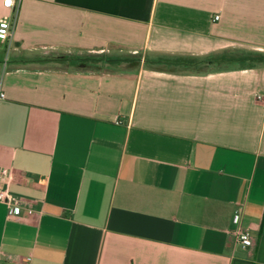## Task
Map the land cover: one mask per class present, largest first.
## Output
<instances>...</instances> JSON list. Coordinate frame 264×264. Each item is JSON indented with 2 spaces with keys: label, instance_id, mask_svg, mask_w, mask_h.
<instances>
[{
  "label": "crops",
  "instance_id": "0c3cea01",
  "mask_svg": "<svg viewBox=\"0 0 264 264\" xmlns=\"http://www.w3.org/2000/svg\"><path fill=\"white\" fill-rule=\"evenodd\" d=\"M15 2L0 264H264V0Z\"/></svg>",
  "mask_w": 264,
  "mask_h": 264
},
{
  "label": "built area",
  "instance_id": "2783aa9c",
  "mask_svg": "<svg viewBox=\"0 0 264 264\" xmlns=\"http://www.w3.org/2000/svg\"><path fill=\"white\" fill-rule=\"evenodd\" d=\"M4 5L9 8H13L16 6L15 0H4ZM216 20L220 19V16L217 15L215 17ZM16 19L13 20H4L0 22V40L9 41L13 30L15 28ZM6 99V94L1 90L0 91V102ZM0 202L7 204L13 213H18L19 207L15 205L14 196L9 191L0 192ZM240 220V213L237 212L234 216V221L238 223ZM237 240L240 245L243 247H251L253 246V240L251 237V233L247 230L239 231L237 235Z\"/></svg>",
  "mask_w": 264,
  "mask_h": 264
},
{
  "label": "rangeland",
  "instance_id": "374dc122",
  "mask_svg": "<svg viewBox=\"0 0 264 264\" xmlns=\"http://www.w3.org/2000/svg\"><path fill=\"white\" fill-rule=\"evenodd\" d=\"M101 61V60H100ZM99 61V62H100ZM96 61H94L93 63H95ZM42 63H46V64H48V63H50L48 60H45V61H43ZM58 64H60L59 62H58Z\"/></svg>",
  "mask_w": 264,
  "mask_h": 264
},
{
  "label": "trees",
  "instance_id": "16d2710c",
  "mask_svg": "<svg viewBox=\"0 0 264 264\" xmlns=\"http://www.w3.org/2000/svg\"><path fill=\"white\" fill-rule=\"evenodd\" d=\"M261 57H257V58H252V60H261Z\"/></svg>",
  "mask_w": 264,
  "mask_h": 264
}]
</instances>
